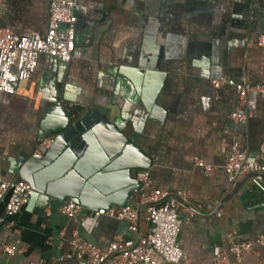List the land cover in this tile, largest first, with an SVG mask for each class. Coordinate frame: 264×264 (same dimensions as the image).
Instances as JSON below:
<instances>
[{"label": "crops", "instance_id": "0c3cea01", "mask_svg": "<svg viewBox=\"0 0 264 264\" xmlns=\"http://www.w3.org/2000/svg\"><path fill=\"white\" fill-rule=\"evenodd\" d=\"M74 13L72 61L42 53L28 81L13 93L0 91V172L22 179L26 159L41 155V138L70 116L63 99L81 105L80 112L99 110L107 122L79 156L57 149L31 171L35 191L0 222V242L21 251L0 250V264H88L59 260L71 251L73 231L102 250L117 235L146 244L144 220L131 227L129 219L98 210H143L140 197L155 189L178 202L183 264H206L233 242L264 235V174L231 185L223 169L236 143L259 153L264 97L248 94L247 121L239 123L231 116L237 87L213 85L221 78L263 82L264 0H75ZM48 22V0H0L2 28L45 36ZM144 169L149 186L137 196V173ZM68 200L82 205L74 217L60 210ZM6 201L0 198V217ZM208 203L213 209L200 206ZM242 264H264V246L257 244Z\"/></svg>", "mask_w": 264, "mask_h": 264}, {"label": "built area", "instance_id": "2783aa9c", "mask_svg": "<svg viewBox=\"0 0 264 264\" xmlns=\"http://www.w3.org/2000/svg\"><path fill=\"white\" fill-rule=\"evenodd\" d=\"M75 0H49V25L45 36L34 33L30 36H21L9 28L0 29V90L13 93L17 83L21 80L28 81L34 73L39 56L42 53L54 55L65 62H71L76 48V22L74 13ZM64 25V28L61 27ZM259 45L264 47V36L259 39ZM18 69V73L14 71ZM224 84L237 87L239 102L232 112V118L239 122L247 121V97L251 91H257L264 97V79L261 84L237 82L234 79L221 78L213 81L215 88ZM63 104L71 117H76L80 112L78 103L66 101ZM54 135L45 136L40 141V146L48 147L53 143ZM196 165L211 170L202 159H196ZM223 169L228 172V181L231 185L243 176L255 173L258 178L264 174V142L261 144L257 155L240 148L236 143L226 161ZM150 171L140 170L137 173L139 188L135 189V195H140V190L149 186ZM33 192L31 184L22 179L5 178L0 172V198L6 196L4 217H12L21 205L26 203ZM182 195L181 192L178 193ZM141 204H146L143 210L135 206L124 205L116 208H101L99 214L117 219H129L131 227H135L139 220H144L148 229L144 237L146 244H135L131 240L117 235L110 243L108 249L102 250L91 241L85 239L78 231H73L70 238L71 251L61 255L59 260L76 258L88 264H183L187 260L178 234L182 219L178 211V202L171 198L169 192L152 190L146 196L140 197ZM211 210L213 204L200 205ZM61 212L67 217L76 216L82 205L78 201L68 200L61 206ZM217 215H220L218 212ZM7 226L13 225L10 220ZM264 246V235L259 234L256 241L233 242L227 249L220 250L215 259L206 264H231L230 256L235 258V264H242L245 254L254 252L256 245ZM0 250L12 255L20 252L11 243L0 242ZM157 253L161 260L153 257ZM35 264V262H31Z\"/></svg>", "mask_w": 264, "mask_h": 264}, {"label": "water", "instance_id": "95a60500", "mask_svg": "<svg viewBox=\"0 0 264 264\" xmlns=\"http://www.w3.org/2000/svg\"><path fill=\"white\" fill-rule=\"evenodd\" d=\"M48 15H49V0H48ZM1 28L2 27H0V29ZM52 56L56 57L54 55ZM65 63H70V62H65ZM106 122L107 121L105 120V116L99 110L82 111L79 112L76 117L67 116V118L63 121V123L60 126H57L47 131L49 133L51 132L50 134L54 135V140L51 148L47 149L39 145V150L41 151V155L33 154L31 157L26 159L24 165L21 168L22 179L31 184L34 192L36 186L31 177V171L34 168L47 162L49 157L57 149L63 148L66 149L67 152L74 153L77 156H79L85 149V146L89 138L91 137L92 132L96 130L99 126L105 124Z\"/></svg>", "mask_w": 264, "mask_h": 264}]
</instances>
